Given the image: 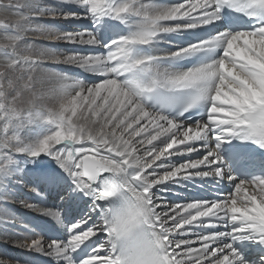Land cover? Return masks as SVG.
<instances>
[{
	"label": "snow or ice",
	"instance_id": "snow-or-ice-1",
	"mask_svg": "<svg viewBox=\"0 0 264 264\" xmlns=\"http://www.w3.org/2000/svg\"><path fill=\"white\" fill-rule=\"evenodd\" d=\"M0 13V238L27 233L22 264H264V0H0ZM45 194L60 205L30 202Z\"/></svg>",
	"mask_w": 264,
	"mask_h": 264
},
{
	"label": "bare ground",
	"instance_id": "bare-ground-1",
	"mask_svg": "<svg viewBox=\"0 0 264 264\" xmlns=\"http://www.w3.org/2000/svg\"><path fill=\"white\" fill-rule=\"evenodd\" d=\"M42 2L52 3L54 0H42ZM6 13H0V15H4ZM41 23L47 24L48 26L54 27L57 30L62 31H82L86 28V21H77V20H66L62 17L57 16V18L52 19L48 16H45ZM27 38L29 40H34L38 42H43L48 44L51 47H55L60 52L65 54H70L74 51H85L86 49L82 45L72 44L68 42H51L45 39L43 35L39 32L30 31L27 33ZM53 68L56 70H68L70 72H78V69L71 68L66 65H53ZM175 162V160L173 161ZM193 187L189 185V189ZM192 189V188H191ZM173 190L177 193L176 195L170 194V199L173 202H185L189 197L186 196L184 189H178L173 186ZM42 201V202H41ZM30 202L40 203L41 206L46 207H56L60 205V201L55 197L54 194L48 195L45 194L43 198H37L32 196ZM16 211L21 214V217L32 222L33 225L41 223L42 220H50V218L44 217L41 218L38 213L32 212L31 210L22 209L19 205L16 206ZM27 235V233H21V237L10 235L8 239L0 238V264H22V261L25 259H29L25 251L16 246V241L22 236ZM36 264V262H34Z\"/></svg>",
	"mask_w": 264,
	"mask_h": 264
}]
</instances>
